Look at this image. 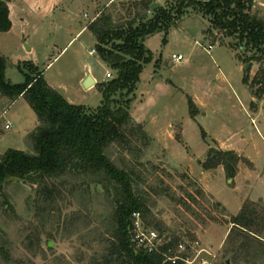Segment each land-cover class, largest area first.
<instances>
[{"label":"rangeland","instance_id":"374dc122","mask_svg":"<svg viewBox=\"0 0 264 264\" xmlns=\"http://www.w3.org/2000/svg\"><path fill=\"white\" fill-rule=\"evenodd\" d=\"M107 1L67 0L55 20H30L21 32L24 36L0 33L7 81L23 85L42 75L69 103L100 107L103 92L98 85L86 88L83 79L90 73L101 84L117 72L102 65L98 55H90L96 49L91 31L75 37ZM115 1L106 8L116 20L134 18L135 12L130 15L123 4L140 0ZM152 1L168 7L178 0ZM254 4L264 14L259 2ZM211 28L208 17L190 8L167 34L146 39L153 60L144 65L130 112L149 141L126 151L113 146L107 153L119 168L136 174V184L147 198L151 214L141 218L142 231L157 232L162 243L178 236L173 259L185 264H222L232 217L246 202L264 207V83L250 87L260 68L264 74V62L245 63L260 54L236 50V40L217 32L220 41L213 44ZM174 56L184 60L176 62ZM261 89L255 98L254 92ZM39 125L25 98L12 103L0 95V157L9 149L32 153L29 136ZM221 147L241 158L234 179L223 166L203 168L210 149L228 151ZM55 183L62 191L55 203H47L37 185L20 180H11L0 195V243L11 264L102 263L113 231L114 207L107 192L93 178L67 177ZM0 264H5L2 257Z\"/></svg>","mask_w":264,"mask_h":264},{"label":"trees","instance_id":"16d2710c","mask_svg":"<svg viewBox=\"0 0 264 264\" xmlns=\"http://www.w3.org/2000/svg\"><path fill=\"white\" fill-rule=\"evenodd\" d=\"M153 3L140 0L123 4L128 6L130 15L135 12L126 23L116 20L109 8H104L90 23L97 55L117 72L111 81L98 84L105 101L95 110L69 103L42 75L28 78L23 85L10 84L6 77L7 61L0 55V95L12 103L25 98L40 120L29 136L32 153L9 149L0 157V195L11 180H20L37 185L46 202L55 203L62 196L55 181L67 177L93 178L107 192L114 207L112 239L100 264H185L180 259L173 263V250L181 240L178 236L151 253L133 242L134 215L146 217L151 210L136 184V174L119 168L107 154L113 146L126 151L140 141H149L144 127L134 124L130 112L144 65L153 60L145 47L146 39L157 33L167 34L192 8L210 19L213 44L220 41L215 36L217 32L236 40V50L260 54L247 58L245 63L264 62V14L251 0H178L156 11L151 10ZM11 29L8 0H0V33ZM245 82L249 84L247 79ZM263 83L260 68L250 87L254 90L255 85ZM261 91L256 90L254 97H260ZM191 109L194 116L196 108ZM240 162L234 151L212 148L203 168L209 171L223 166L228 178L234 179ZM230 224L233 227L225 244L227 258L222 264H264V207L246 202ZM155 227L162 230L161 224ZM0 257L5 264H11L1 243Z\"/></svg>","mask_w":264,"mask_h":264},{"label":"crops","instance_id":"0c3cea01","mask_svg":"<svg viewBox=\"0 0 264 264\" xmlns=\"http://www.w3.org/2000/svg\"><path fill=\"white\" fill-rule=\"evenodd\" d=\"M66 1L67 0H8V5L10 8V19L12 21V29L6 34L16 33L17 35L24 36V34L21 32H23V28H25L26 24H29L30 20L38 21V22H42V23H46V22L48 23V22L55 20L56 16L58 18V16L61 15L60 14V12H61L60 8ZM113 3H118V2L115 0H108L107 3L104 5V7H102L100 9V13H101V11L104 10V8L109 7ZM259 5H261V7H263V9H264V1L263 0L259 1ZM63 13H64V11H63ZM96 17H94L93 20H95ZM86 29L88 31H90L89 30V24L86 27H84L76 35L75 38H77ZM93 50H95V49H93ZM30 51H33L32 47L30 48ZM92 51L90 52V55L91 56H97L96 53L92 54ZM101 63H102V65H105L102 61H101ZM89 76H91L93 78V80L95 81L94 86H97L98 80L95 78L94 75H91L90 73H88V75L86 77H84L83 83L85 84V82ZM106 82H107V80H106ZM94 86H91L90 88H92ZM222 149L231 151L230 148H228V149L222 148ZM205 191L207 193H209V191L206 188H205ZM262 201H264V199H262Z\"/></svg>","mask_w":264,"mask_h":264},{"label":"built area","instance_id":"2783aa9c","mask_svg":"<svg viewBox=\"0 0 264 264\" xmlns=\"http://www.w3.org/2000/svg\"><path fill=\"white\" fill-rule=\"evenodd\" d=\"M253 3H258L260 0H251ZM94 21V20H93ZM96 50L92 51V54H95ZM173 59L176 62L183 61L184 58L182 56H174ZM108 78H112V75L110 73L107 74ZM6 129L9 130L11 129L10 125L6 126ZM142 215L141 214H135L134 219H133V242L137 245L138 248H143L147 250L148 252H154L156 251L159 246L162 244V239L161 236L155 231H149V232H144L142 231V226H141V219ZM173 263H176V260L173 259Z\"/></svg>","mask_w":264,"mask_h":264},{"label":"water","instance_id":"95a60500","mask_svg":"<svg viewBox=\"0 0 264 264\" xmlns=\"http://www.w3.org/2000/svg\"><path fill=\"white\" fill-rule=\"evenodd\" d=\"M159 7H160V4H158V3H154V4H152V6H151V10H152V11H156ZM249 68H250V65L247 66V69H249ZM94 85H95V81L93 80V78H92L91 76H89V77L87 78L86 82H85V86H86V88H90L91 86H94ZM49 246H52V244L50 243Z\"/></svg>","mask_w":264,"mask_h":264}]
</instances>
